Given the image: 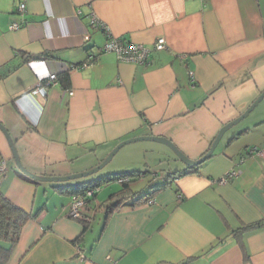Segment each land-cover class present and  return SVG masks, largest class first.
<instances>
[{
  "label": "crops",
  "instance_id": "obj_1",
  "mask_svg": "<svg viewBox=\"0 0 264 264\" xmlns=\"http://www.w3.org/2000/svg\"><path fill=\"white\" fill-rule=\"evenodd\" d=\"M109 36L148 47L165 37L166 47L148 63L124 61L102 50ZM66 69V85L58 77L46 94L33 91L39 71ZM263 90L264 0H0V122L33 173L91 169L138 135L197 159ZM140 141L64 183L24 173L0 128V192L34 213L4 264H264V155L250 152L264 147V97L198 166L165 142ZM131 170L147 173L116 208L107 210L121 180L98 185L82 218L68 214L72 194L58 185ZM137 180L170 183L134 203L147 189Z\"/></svg>",
  "mask_w": 264,
  "mask_h": 264
},
{
  "label": "trees",
  "instance_id": "obj_2",
  "mask_svg": "<svg viewBox=\"0 0 264 264\" xmlns=\"http://www.w3.org/2000/svg\"><path fill=\"white\" fill-rule=\"evenodd\" d=\"M37 56L49 58L50 56H53V55H52V52L46 51L42 55H37ZM82 64L83 63H81V65ZM68 72H69V69H66L59 74L57 73L60 79V82L63 84V86L66 85V83L68 82V78H69ZM188 168H190V166H188ZM142 173L143 171L141 170L119 171V172L106 174L104 176L92 179L90 181H84V182H80L74 185L72 184L64 185V186L58 185V187L62 188L65 192H69L70 194L73 195L89 187H98V185L102 183H108L114 180H121L122 188L115 194L112 193L109 198V199H112V201L109 202L107 210H110V209L116 208L121 203V199L123 197H126V193H128L130 190L131 181L136 180L137 178L141 177ZM146 173L147 172H144L143 174H146ZM23 175L26 178H28L26 174H23ZM169 183H170V180H167L162 183L150 185L149 189L145 193H143L141 196L136 198L134 203L139 202V200L141 199L150 198L153 194H155L157 191L164 188ZM33 214L34 213H30L26 211L25 209H23L22 207L18 206L13 201H11L8 197H6L2 192H0V240L8 241L10 243V246L8 247L0 244V264H4V262L6 261L13 244H15L20 237V232H21V228L23 224ZM83 216H84V213L78 218H82ZM259 225H261V222L259 221L250 222L244 226L234 229L233 234L238 235V233L242 230H246L247 228L257 227Z\"/></svg>",
  "mask_w": 264,
  "mask_h": 264
},
{
  "label": "built area",
  "instance_id": "obj_3",
  "mask_svg": "<svg viewBox=\"0 0 264 264\" xmlns=\"http://www.w3.org/2000/svg\"><path fill=\"white\" fill-rule=\"evenodd\" d=\"M19 9L24 11L25 3L20 2ZM18 24L13 23L11 25L12 28H17ZM166 47V39L165 37H159L153 44V47H148L142 43H136L133 41H124L120 37L111 36L109 37L108 41L104 44L102 50L104 51H112L115 52L117 57L120 60L124 61H131L136 63H148L150 62L151 52L154 48L161 49ZM92 61V60H91ZM32 65L33 62H30ZM84 62L83 64H86ZM38 77L40 80V85L33 89L34 92H38L41 94H46L47 85L49 84H58V74L56 72H45L39 71ZM191 77H193V71H190ZM69 94H73V91L70 90ZM250 152H256L257 154L264 155V147L254 146L250 149ZM5 166L2 165L1 170L3 171ZM238 175L237 170H231L220 178V182H226L228 178L234 177ZM98 187H89L83 191H79L72 195L69 211L68 214L74 218L80 217L84 211L88 207L89 199L94 196L95 192L97 191ZM81 257H85L82 253Z\"/></svg>",
  "mask_w": 264,
  "mask_h": 264
},
{
  "label": "water",
  "instance_id": "obj_4",
  "mask_svg": "<svg viewBox=\"0 0 264 264\" xmlns=\"http://www.w3.org/2000/svg\"><path fill=\"white\" fill-rule=\"evenodd\" d=\"M264 97V90L260 93V95L253 101V103L242 113L240 114L237 118L233 119L232 121H229L228 123H226L225 125H223L221 127V129L219 130V132L217 133L214 141L212 142L210 148L199 158L197 159H192L190 157H188L187 155H185L182 151H180L179 149H177L176 145L174 144L173 141H171V139L166 138L164 136H160V135H138V136H132L126 139H123L122 141H120L119 143H117L115 145V147L108 153V155L99 163L97 164L95 167L85 170V171H81V172H76V173H71L68 175H40V174H36L33 173L29 170H27L21 163L14 141L11 137V135L9 134L8 130L6 129V127L0 122V128L1 130L4 132V134L6 135L11 149L13 151V155H14V159L16 161V164L18 165V167L27 175L36 178V179H40V180H46V181H66L69 179H74L77 177H81V176H86L92 173L97 172L99 169H101L103 166H105V164L107 162H109L113 156L116 154V152L125 144L133 142V141H137V140H144V139H151V140H156V141H162L165 142L167 144H169L172 148H174L176 150L177 155L180 157V159L188 166L190 167H194L197 166L199 164H201L204 160H206L207 158H209L215 148L217 147L218 143L220 142L222 136L224 135V133L233 125H235L236 123H238L241 119H243L244 117H246L260 102V100Z\"/></svg>",
  "mask_w": 264,
  "mask_h": 264
},
{
  "label": "rangeland",
  "instance_id": "obj_5",
  "mask_svg": "<svg viewBox=\"0 0 264 264\" xmlns=\"http://www.w3.org/2000/svg\"><path fill=\"white\" fill-rule=\"evenodd\" d=\"M140 142H145V143H159V141H156V140H151V139H144V140H141ZM149 155H150V153H149ZM114 158V157H113ZM111 161H112V159L109 161V162H107L105 165L108 167L110 164L109 163H111ZM174 162V161H173ZM105 166V167H106ZM145 169V168H144ZM158 172H160V170L158 171ZM92 175H94V174H89V175H86V176H83L82 178H89V177H91ZM67 181H70V179L69 180H66L64 183H66ZM139 183H137V182H135L134 183V188H136V189H141L140 190V192H142L143 190H145L146 188V190L145 191H147L149 188L147 187L148 185H147V181L145 180V181H139V180H137ZM152 182H155V181H152ZM146 183V186H144L143 184H145ZM101 186H104V183H102V185Z\"/></svg>",
  "mask_w": 264,
  "mask_h": 264
}]
</instances>
